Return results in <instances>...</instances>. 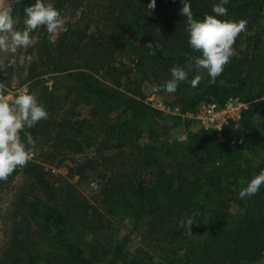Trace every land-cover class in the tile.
<instances>
[{"label": "trees", "instance_id": "obj_1", "mask_svg": "<svg viewBox=\"0 0 264 264\" xmlns=\"http://www.w3.org/2000/svg\"><path fill=\"white\" fill-rule=\"evenodd\" d=\"M45 2L60 13L94 7L93 23L99 27L87 34L67 25L55 43L49 41L44 27L32 33L39 42L27 48V56L32 58L30 73L42 68L39 74H63L67 84L61 96L38 79L36 83L42 87L37 102L51 114L32 128L25 127V143L27 134L37 142L54 124L56 149L44 153L53 159L63 149L70 147L79 153L103 137V145L121 152L117 169L100 187L104 206L112 216L121 205L131 213L134 229L139 230L144 243L153 242L149 244L152 249L173 255L178 263L256 264L264 256V186L246 199L239 198V192L264 170V145L250 131L256 113L264 119V0H229L225 5L228 15L218 18L247 21L246 31L235 41L230 62L215 84L208 83L207 72L190 71L189 82H181L174 93L185 91L179 95L183 112L201 102L223 103L231 96H241L250 103L242 125L228 126L223 137L202 129L189 132L182 143L165 140L161 144L139 141L144 133L151 140L161 138L181 117L165 115L144 101L133 76L151 75L152 81L162 86L171 78L173 67H185L189 57L200 55L188 43L187 18L180 11L182 0H156L151 12L147 10L151 0ZM189 2L193 18L202 20L205 14L215 15L212 6L219 0ZM34 3H14L17 30L24 28V8ZM128 53L132 66L122 61ZM9 56L2 53L1 78L12 70ZM197 74L203 80L193 88L190 80ZM254 154L261 155L259 162L252 158ZM93 160L68 164V176L94 169ZM20 172L32 179L42 196L12 202L13 225L0 248V264H142L143 256L131 257L127 236L119 241L117 235L107 238L112 232L110 214L105 224L92 223L96 216L87 212L86 201L78 197V203H69L71 195L64 196L63 186L49 180L53 173L37 159L22 170L17 168L6 182L0 181V188ZM233 206L236 211L232 212ZM194 212L199 215L194 217L196 224L191 230L203 234L204 239L179 256L176 241L186 235L180 221ZM33 224L39 230H34ZM97 232L107 239L96 238ZM35 233H44L48 250H35L40 243Z\"/></svg>", "mask_w": 264, "mask_h": 264}, {"label": "rangeland", "instance_id": "obj_2", "mask_svg": "<svg viewBox=\"0 0 264 264\" xmlns=\"http://www.w3.org/2000/svg\"><path fill=\"white\" fill-rule=\"evenodd\" d=\"M93 9L94 7H87L84 9V11L83 8H81L80 11H72V9H67L61 13V16L66 22L65 26L72 24L75 25L76 28L82 31L86 30L87 34H90L94 32L93 30L99 27L93 23L94 17L91 13ZM96 35H98V32H96ZM130 56L131 53H128L122 57V61L129 66H132L129 58ZM8 58V66H12V70L7 74L6 77L0 79L5 89H19L22 86H26L28 88V92L34 95L37 99L41 94L42 85H37L36 82L38 79H42V82L44 80V83L49 86V89L52 91V93L56 95L59 94L61 96L64 95L67 83L63 74H39V72H43L44 69L42 68H39L34 73H30L29 67L31 65V61L28 59L29 57L27 56V49L21 48L15 55L10 54ZM192 71L198 72L195 66H193ZM199 72L202 74L205 73L206 70ZM37 74L39 75L36 76ZM152 78L153 77L151 75L147 76L143 75L142 73H137L133 76V79H135L139 85V90L142 94L140 97H142L144 101L151 104L152 106L162 110L166 115L181 116V119L171 126L170 130H168V133L164 134V136L161 138H158L157 140H151L147 133H144L139 142L145 144L148 142L158 141V144H161L165 140H168L169 142L182 143L187 139L192 127V124L188 118L182 116V114L185 112L182 111L183 105L179 98L185 91H182L180 93L181 95L179 94L180 96L174 93L169 94L163 90L156 92L153 89L157 85L154 81H152ZM186 94H188V92ZM206 98L209 97L207 96ZM66 107H69V102L66 103ZM71 109L72 107L70 110ZM86 111L87 108H84L85 113ZM59 112H62V110ZM50 114L51 112L49 115ZM242 123L243 121L241 122V125ZM53 127L54 124H50L49 129H51V132L48 135H44V133L40 135L39 139L35 143L34 152L36 154V159L38 162H41L44 165L45 170L51 171L53 173V176H50L49 180L63 186L65 191L64 196L66 198L68 197V193L71 195L69 203H78V197L82 201H86V204L88 205L87 212L96 216L95 219L92 220V223L94 224H100L101 222L105 224L106 218L110 214L112 219V232L108 233L107 238L117 235L116 240L119 241L123 236H127L129 239L127 249L129 250L131 257L143 256L142 264H185L184 262L178 263L173 259V255L165 254L157 248L152 249L149 244L153 245V242L149 243L150 241H146L144 243L138 233L139 230L134 229L133 215L129 212H126V209H124L121 204V206L118 207V210L114 212L113 216L104 206V195L101 193L100 187L103 182H106V179L110 178V175H112L110 172H112L114 169H117L116 162L121 157V152L118 151L119 149H114L103 145L102 141L104 138L100 137L96 138L92 146L85 148L79 153L72 152V149L69 147L67 150L63 149L61 151L63 153L58 154L56 158L52 159L49 155H45L44 153H46L45 151L48 149L51 151L56 149L54 146L56 142L54 139L55 132L54 129H52ZM250 131L251 135H253L256 139L258 138L260 144L264 145V119L261 114H255ZM185 135L186 138H184ZM260 156V154H254L252 158L255 162H259ZM88 159H94V169L87 168L83 174H78L72 178L68 176V164L70 166L74 164L76 165L79 162ZM73 193L77 194H74L73 196ZM37 195L42 196L37 185H34L32 179L27 178L22 172L9 180L4 186L0 188V248L3 245L5 234L13 225L12 217L14 211L11 210V206L14 199H22L26 197L35 198ZM231 210L232 212L236 211L235 206H233ZM32 228L34 230H39V228L36 227V224H33ZM94 235L95 234H91L92 238ZM99 236H101V233L97 232L95 237L98 238ZM35 237L40 241L35 250L39 252L48 250L49 246L48 242L44 238V233H35ZM107 238L105 237V234L99 237L101 240ZM203 239L204 235L198 231L192 232V235H188L186 233L182 239L179 238L176 241V249L180 251L179 256H181L185 250H192L194 247L198 246V244H200ZM145 254L147 255L145 256ZM174 257H176V255ZM40 264H44V262H41ZM256 264H264V256Z\"/></svg>", "mask_w": 264, "mask_h": 264}, {"label": "clouds", "instance_id": "obj_3", "mask_svg": "<svg viewBox=\"0 0 264 264\" xmlns=\"http://www.w3.org/2000/svg\"><path fill=\"white\" fill-rule=\"evenodd\" d=\"M19 0H9L5 6L4 0H0V52L15 55L19 49H27L35 46L39 40L32 33L44 27L49 34V41L55 43L59 34L66 32V22L60 11L50 2L35 0V3L24 8V28L17 30L16 19L13 17V5ZM229 0H219L212 6L215 15L205 14L202 20L193 18V11L189 0H182L181 15L187 18L186 32L188 43L192 50L200 53L199 56H191L185 67H173L171 78L164 85L154 87V91L161 90L167 93H175L181 82H189V72L193 66L199 71L206 70L210 77L208 83L215 84L230 58L234 55V44L239 35L246 31L245 19H219L228 15L225 7ZM156 7V0H151L147 6L149 12ZM29 60L32 58L29 57ZM203 80L200 74L190 80V85L196 88ZM46 108L37 102L34 95L26 89L18 94L9 103L3 93V85H0V181L6 182L17 168L26 167L32 158V150L35 148V140L27 134V145L21 141L20 133L27 128L34 127L39 121L48 119ZM30 146V147H29ZM264 186V170L247 183L239 192V198L246 199L256 195ZM199 215L194 212L191 217L180 221V227L185 229L188 235H192V226L196 224L194 217ZM241 264H246L242 261Z\"/></svg>", "mask_w": 264, "mask_h": 264}, {"label": "built area", "instance_id": "obj_4", "mask_svg": "<svg viewBox=\"0 0 264 264\" xmlns=\"http://www.w3.org/2000/svg\"><path fill=\"white\" fill-rule=\"evenodd\" d=\"M8 2L9 0H4L5 6ZM2 53L3 52H0V75L1 67L3 64ZM0 85H2L1 80ZM25 89L28 91V88L26 86H22L19 89H5L3 87V93L5 99L8 100L9 103H11L15 99V97ZM249 107L250 103L245 101L241 96H231L227 98L223 103H219L217 101L201 102L195 109L186 111L184 114H182V116L187 117L191 122V131L196 132L202 129H206L213 131L218 137H223L224 130L228 126H232L234 128L240 127L243 119V114L249 109ZM23 131L20 133V137L21 141L25 143V141L22 139ZM184 138H186V135L184 136ZM35 160L36 154L33 149L32 158L28 163ZM23 168L18 169L22 170Z\"/></svg>", "mask_w": 264, "mask_h": 264}]
</instances>
